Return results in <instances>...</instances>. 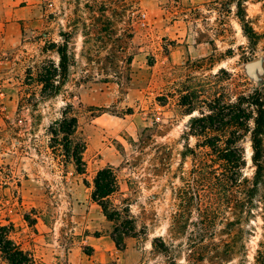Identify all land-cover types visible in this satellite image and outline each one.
Segmentation results:
<instances>
[{
  "label": "rangeland",
  "instance_id": "374dc122",
  "mask_svg": "<svg viewBox=\"0 0 264 264\" xmlns=\"http://www.w3.org/2000/svg\"><path fill=\"white\" fill-rule=\"evenodd\" d=\"M227 10L220 0H0V225L39 264H257L264 204L236 224L234 205L206 186L190 153L199 152L189 135L199 112L179 105L191 86L201 100L264 95V0L246 3L256 46ZM62 48L67 84L43 99L40 81ZM24 97L34 105L20 107ZM68 104L87 146L83 175L50 147ZM242 145L252 180L249 137ZM107 166L119 183L110 201L129 204L136 226L121 243L92 199Z\"/></svg>",
  "mask_w": 264,
  "mask_h": 264
},
{
  "label": "trees",
  "instance_id": "16d2710c",
  "mask_svg": "<svg viewBox=\"0 0 264 264\" xmlns=\"http://www.w3.org/2000/svg\"><path fill=\"white\" fill-rule=\"evenodd\" d=\"M221 4L231 11L235 7L243 33L248 40L256 46L259 36L247 20L246 3L249 0H220ZM60 63L52 70L45 69L46 76H42L40 83L43 85L41 96L43 99L58 96L69 77V56L65 49H59ZM222 72V71H221ZM210 89V88H209ZM207 90L209 93L210 90ZM200 91L191 86L187 94L182 96L179 103L183 113L194 116L189 121V135L198 138L196 150L190 149L192 157L199 159L202 167L199 172L202 181L213 194L218 191L223 205L230 207L232 204L237 211L236 224L247 222L254 217V211L260 209L261 187L264 184V95L259 90L251 94H241L232 101L222 92L208 94L207 100H201ZM35 100L28 97L22 98L20 107L34 105ZM37 101V100H36ZM204 104L206 109L199 107ZM80 117L76 108L68 104L59 120L49 128L53 136L50 147L58 149L72 162L79 175L86 172L84 153L86 143L77 136ZM253 124V126H251ZM249 137L252 148V163L255 167L253 179L245 178L243 170L247 165L243 142ZM201 150V151H200ZM217 180L218 183H213ZM119 191L117 175L111 166L98 171L94 179L92 199L98 203L105 216L115 221L117 236L116 243L123 242L124 238L136 232V226L129 218L130 207L126 204L122 208L114 206L110 198ZM244 195L240 198L234 193ZM209 207L211 202L208 201ZM257 264H264V252L258 251ZM0 264H39L35 254L22 247L12 238V229L0 225Z\"/></svg>",
  "mask_w": 264,
  "mask_h": 264
},
{
  "label": "water",
  "instance_id": "95a60500",
  "mask_svg": "<svg viewBox=\"0 0 264 264\" xmlns=\"http://www.w3.org/2000/svg\"><path fill=\"white\" fill-rule=\"evenodd\" d=\"M248 68L249 70H251L253 68V65H249Z\"/></svg>",
  "mask_w": 264,
  "mask_h": 264
}]
</instances>
